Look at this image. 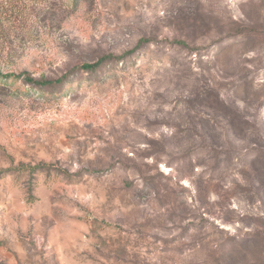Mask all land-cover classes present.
Here are the masks:
<instances>
[{"label": "rangeland", "instance_id": "rangeland-1", "mask_svg": "<svg viewBox=\"0 0 264 264\" xmlns=\"http://www.w3.org/2000/svg\"><path fill=\"white\" fill-rule=\"evenodd\" d=\"M34 17L0 72L71 73L0 89V264H264V0Z\"/></svg>", "mask_w": 264, "mask_h": 264}, {"label": "trees", "instance_id": "trees-1", "mask_svg": "<svg viewBox=\"0 0 264 264\" xmlns=\"http://www.w3.org/2000/svg\"><path fill=\"white\" fill-rule=\"evenodd\" d=\"M43 0H0V50H3L5 45L11 44V38L14 36L20 37L27 35L34 28L35 17L37 10L40 9V2ZM49 7L47 6V10ZM45 20H53L49 14L45 16ZM112 56H104L92 63H85L78 66L76 69L85 71H95L100 68L107 59ZM71 72H67L58 78H49L46 75H41L36 78L30 72H0V89L4 88L10 81H19L23 77L25 82L36 89H44L46 87H56L65 84ZM42 164L29 167L32 171L41 168Z\"/></svg>", "mask_w": 264, "mask_h": 264}]
</instances>
